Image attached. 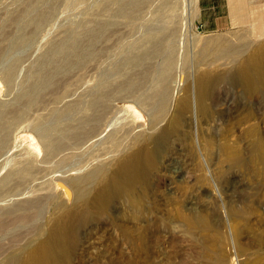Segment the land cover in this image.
I'll return each mask as SVG.
<instances>
[{
  "label": "rangeland",
  "instance_id": "374dc122",
  "mask_svg": "<svg viewBox=\"0 0 264 264\" xmlns=\"http://www.w3.org/2000/svg\"><path fill=\"white\" fill-rule=\"evenodd\" d=\"M135 3L139 8L130 7ZM153 34L161 39L151 45ZM215 38H221L219 45L201 50ZM258 43L264 37L240 28L203 30L199 0H0V109H27L29 93L40 105L34 108L39 113L22 115L0 148V213L24 199L51 195L46 206L59 200L78 206L72 178L106 159L129 130L137 137L129 138L123 153L142 146L155 151L141 222L133 221L143 226V249L137 253L118 230L121 203L113 201L96 223L78 230L69 264H264V91L251 96L241 78L244 64L253 63L244 50ZM230 46L240 54L225 56L222 47ZM148 48L144 60L134 58ZM171 58L172 74L161 84L159 72ZM144 65L149 75L137 78ZM204 70L213 71L215 82L199 102L196 76ZM131 78L135 98L112 101L116 109L93 136L82 144L68 142L46 160V138L26 127L32 113L42 115L35 117L38 123L51 121L53 137L63 128L74 132L78 102L90 97L86 88ZM163 88L169 100L155 117L156 100L145 98ZM116 159L108 161L96 189ZM25 162L31 170L23 176L17 169Z\"/></svg>",
  "mask_w": 264,
  "mask_h": 264
},
{
  "label": "bare ground",
  "instance_id": "6f19581e",
  "mask_svg": "<svg viewBox=\"0 0 264 264\" xmlns=\"http://www.w3.org/2000/svg\"><path fill=\"white\" fill-rule=\"evenodd\" d=\"M135 6H137V3L131 5L130 7L139 8ZM126 10L127 6L122 5L119 12L124 14ZM39 20L42 21L40 18ZM40 21L38 23H40ZM176 33L177 29L174 28L172 35H175ZM158 39L160 40L161 38H158L157 34H153L150 36L148 41L151 45H153L156 41H158ZM221 41V38L204 41L201 45V50L208 51L213 45H219ZM150 51V48H148L146 51H138L134 58L137 61L142 59L144 60L146 54L151 53ZM240 51L241 49L230 46L229 50H227L225 47H222L221 52L223 54L226 53L225 56L228 57L233 56ZM244 51L249 52V54L252 56L251 59L253 60V63L248 64V62H246L244 64L241 74L243 82L242 84H244L247 92L251 93L252 96L253 93L257 94V92L259 93L260 91H264V43H258L252 48ZM83 56L85 55L83 54ZM173 61L174 59L171 58L170 65L164 66L163 70L159 72V78H161L159 82L161 84H164V78H166V76H170L172 74ZM145 67L146 65H144L143 68H141V70L136 73L137 78L142 79V77L149 75ZM147 67L151 68V65H148ZM235 74L234 76H237ZM234 76L232 77L234 78ZM217 78H219L218 75ZM214 82L215 77L212 70L198 72V75L196 76V83L198 86L196 87H198L197 97L199 102L204 97V95L208 93V86L210 84L212 85ZM86 92H88L87 95L90 97L88 99L83 98L78 102V111L81 112V115L78 119L77 129L74 132L70 131L71 133H69V128H63V133L53 137V135L51 136V134H48L50 131H48V124H51V121L50 123L47 122L46 124L38 123V121L41 120V114L35 116L34 113H32L30 118L27 117L31 120L26 122V127L34 131L39 129L41 134H39V136H44L46 138L47 146H45L46 154L44 155L46 160H48V157L59 153V151L64 147H67V145L70 144L68 142H73L72 144H82L88 138L93 136L100 127V120H103L104 116L108 115L107 113L112 112V109H116L115 106H113V103L115 102L112 103V101H121L127 98H135L137 87L136 81L132 80V78L122 81L116 85H114L111 81L106 80L104 82H96L94 86H90V88H86L83 91V93ZM83 93H81V95ZM147 98H153L156 100V103L154 101L155 104L152 106V108L155 110V117H160L167 107V102L169 100L168 92L165 91L164 88L163 90L156 89L152 92L150 97L147 96L145 99ZM23 103L26 106L25 108H27L25 110H20V108L9 110L0 109V148L4 146L5 142H7L10 130L13 128L14 124L21 122L20 120L22 115L25 113L30 115L28 112L33 111L35 106H40L38 105L39 101H37V96L33 93H29ZM183 104L187 105V101L184 100ZM178 108L176 112H178ZM198 108L201 109V106ZM87 110L90 111V116H87L88 118L85 116ZM35 117L40 120L37 121L36 119L35 121ZM178 119L179 117H177V120L174 121L177 124ZM22 126L23 125H21V127ZM176 128L177 127H175V129ZM171 132H173V130ZM130 133L131 132L128 130L120 136L117 149L112 151L113 154L112 152L110 153L113 155L111 158V155L109 154L106 159H103V161L97 163L93 168H90L87 173L72 178L74 188L73 200L76 202L78 200V206H64V202L61 200L57 201L51 207L46 206L45 202L47 200H51L53 197L51 195L46 197H38L36 199H24L10 208L7 207L5 210L2 209L4 211L0 213V264H69L72 254L77 248L78 230L87 223H96V221L99 220L101 216L107 213V210L110 209L107 208L113 201H119L121 203H118L121 205L120 210L118 209V217L120 218L119 221H121L117 223V227L119 228L118 230L122 232V234L125 236L124 238L127 237L125 240L133 245L135 251L140 253L141 249H143V247L140 248L141 242L145 241L141 240V238L144 236H142L143 232L141 234L140 232L144 229L140 228L143 227L141 226V223V225H139L140 227L138 225L137 227V223H134L133 221L136 222L138 219L140 220V217L142 216L141 208L144 201V189L149 186L148 184L150 183V174L156 166V161L155 151L144 146L129 153H123V150L125 151V147L127 148L131 145L129 138L137 137L136 135H133L134 133H131L130 137ZM115 158L117 159L115 165L112 164L114 166L113 169L111 172L108 171V175L105 176L103 180L104 185L102 187L99 186L100 188L96 189L95 186L101 179V174L103 175L102 172H105V170L107 171L108 169L107 165L110 162L109 160ZM30 166L28 167L25 162L23 165L21 164L19 166L17 171L24 176V173H28L31 170ZM150 212H152V210ZM143 215L145 216V214ZM141 219H143V217ZM156 221L158 220L156 219L155 222ZM129 222H131L132 225L129 226ZM155 222L154 224H156ZM147 224L149 225V222ZM139 229L142 230L140 231Z\"/></svg>",
  "mask_w": 264,
  "mask_h": 264
},
{
  "label": "crops",
  "instance_id": "0c3cea01",
  "mask_svg": "<svg viewBox=\"0 0 264 264\" xmlns=\"http://www.w3.org/2000/svg\"><path fill=\"white\" fill-rule=\"evenodd\" d=\"M199 21L206 31L240 28L260 39L264 37V1L199 0Z\"/></svg>",
  "mask_w": 264,
  "mask_h": 264
}]
</instances>
